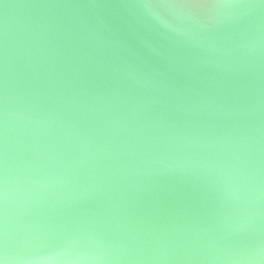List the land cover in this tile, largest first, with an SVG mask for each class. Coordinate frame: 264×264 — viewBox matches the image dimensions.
<instances>
[{
  "label": "water",
  "instance_id": "obj_1",
  "mask_svg": "<svg viewBox=\"0 0 264 264\" xmlns=\"http://www.w3.org/2000/svg\"><path fill=\"white\" fill-rule=\"evenodd\" d=\"M4 264H264V0H0Z\"/></svg>",
  "mask_w": 264,
  "mask_h": 264
},
{
  "label": "snow or ice",
  "instance_id": "obj_2",
  "mask_svg": "<svg viewBox=\"0 0 264 264\" xmlns=\"http://www.w3.org/2000/svg\"><path fill=\"white\" fill-rule=\"evenodd\" d=\"M0 264H4V261H3V259H0Z\"/></svg>",
  "mask_w": 264,
  "mask_h": 264
}]
</instances>
